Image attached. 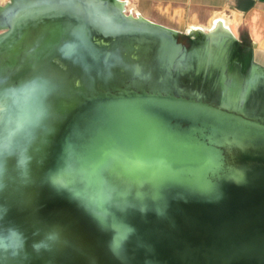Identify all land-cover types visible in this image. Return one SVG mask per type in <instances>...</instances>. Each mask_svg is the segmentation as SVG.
Here are the masks:
<instances>
[{
  "label": "water",
  "instance_id": "1",
  "mask_svg": "<svg viewBox=\"0 0 264 264\" xmlns=\"http://www.w3.org/2000/svg\"><path fill=\"white\" fill-rule=\"evenodd\" d=\"M126 5L0 8V264H264V63Z\"/></svg>",
  "mask_w": 264,
  "mask_h": 264
},
{
  "label": "crops",
  "instance_id": "2",
  "mask_svg": "<svg viewBox=\"0 0 264 264\" xmlns=\"http://www.w3.org/2000/svg\"><path fill=\"white\" fill-rule=\"evenodd\" d=\"M127 1L133 12L136 10V15L176 31L185 26L192 29L198 25H209L214 18L224 14L238 19L232 26H246L252 41L264 42V0Z\"/></svg>",
  "mask_w": 264,
  "mask_h": 264
},
{
  "label": "rangeland",
  "instance_id": "3",
  "mask_svg": "<svg viewBox=\"0 0 264 264\" xmlns=\"http://www.w3.org/2000/svg\"><path fill=\"white\" fill-rule=\"evenodd\" d=\"M6 2H7L6 0H0V6L4 5ZM127 13L129 14L131 12L128 11ZM133 14L136 15L135 12H133ZM188 30H189L188 26L181 27V29L177 30L178 40L182 42L183 44H185L186 46H189V44L191 43L190 33L188 32ZM232 30H233L234 36H231V37H234L237 39L233 46L232 57L234 61H236V63L240 65L241 69L244 72L248 69L250 65L253 51H256L257 47L258 49L260 48L264 49V42L258 43V42L252 41L249 37L246 26L242 24L233 25Z\"/></svg>",
  "mask_w": 264,
  "mask_h": 264
},
{
  "label": "bare ground",
  "instance_id": "4",
  "mask_svg": "<svg viewBox=\"0 0 264 264\" xmlns=\"http://www.w3.org/2000/svg\"><path fill=\"white\" fill-rule=\"evenodd\" d=\"M6 1L7 2L5 3V5L4 6L1 5L0 8L5 7L7 4H9L11 2V0H9V1L6 0ZM125 10L127 12L128 11L131 12L129 14L126 12L127 15H130L135 19L136 18L137 19L143 18V20H144V17H142L140 15L133 14V10H132L131 6L126 5ZM237 22H238L237 18L232 19V18L228 17L227 15L221 14V15L217 16L216 18H214L208 26L207 25H205V26H199L198 25L192 29H189L188 32L194 33L195 31L200 30L201 32L206 33L209 37H214V38L218 37V36H220V37H222V36H234L233 30H232V24L237 23ZM255 55L260 62L264 63V49H261V48L258 49V47H257Z\"/></svg>",
  "mask_w": 264,
  "mask_h": 264
},
{
  "label": "flooded vegetation",
  "instance_id": "5",
  "mask_svg": "<svg viewBox=\"0 0 264 264\" xmlns=\"http://www.w3.org/2000/svg\"><path fill=\"white\" fill-rule=\"evenodd\" d=\"M201 32V31H200ZM203 33V32H202ZM190 34H192V33H190ZM204 34H206V33H204ZM207 35V34H206ZM231 37V36H230ZM233 38V37H232ZM190 41H191V39H190ZM191 45H192V41H191V43L189 44V46L188 47H191ZM236 49V48H235ZM236 62V61H235Z\"/></svg>",
  "mask_w": 264,
  "mask_h": 264
}]
</instances>
